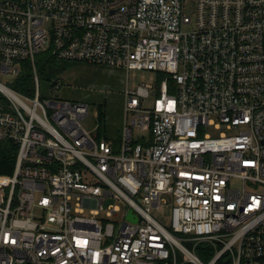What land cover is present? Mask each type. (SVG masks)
<instances>
[{"label": "built area", "instance_id": "obj_1", "mask_svg": "<svg viewBox=\"0 0 264 264\" xmlns=\"http://www.w3.org/2000/svg\"><path fill=\"white\" fill-rule=\"evenodd\" d=\"M42 52L154 73L118 146L41 96ZM27 60L33 94L0 78V264H264V0H0V76Z\"/></svg>", "mask_w": 264, "mask_h": 264}, {"label": "rangeland", "instance_id": "obj_2", "mask_svg": "<svg viewBox=\"0 0 264 264\" xmlns=\"http://www.w3.org/2000/svg\"><path fill=\"white\" fill-rule=\"evenodd\" d=\"M66 68L56 73L51 79L42 78L39 75L41 96L47 98H62L75 102L86 103L89 107V116L84 119L87 130L96 133L97 140H113L115 145L120 144V137L124 128L125 101L127 88H136L141 83H152L156 85V78L153 72L143 70L127 71L124 67H111L107 65H96L84 62H72L61 60ZM17 75L0 76L1 81L12 85V80ZM60 81L62 86L58 90L54 89L55 83ZM33 91V90H32ZM34 92V91H33ZM31 92V94H33ZM103 105L106 116L103 122L98 118V105ZM102 135L98 136L100 125ZM218 133V132H212ZM109 205H120L118 200L106 199L105 207ZM169 206L164 213L153 211V214L162 221H167ZM85 215H90V210H86ZM105 213H99L102 217ZM121 220V215L113 217Z\"/></svg>", "mask_w": 264, "mask_h": 264}, {"label": "trees", "instance_id": "obj_3", "mask_svg": "<svg viewBox=\"0 0 264 264\" xmlns=\"http://www.w3.org/2000/svg\"><path fill=\"white\" fill-rule=\"evenodd\" d=\"M59 59H56L50 52H42L36 57L35 66L38 70V76H42L51 79L56 73L66 68ZM74 62V61H72ZM69 62V63H72ZM23 70L16 78L14 87L21 92H31L35 89V81L33 77V66L32 63L27 60L23 62ZM33 92V91H32ZM104 106L98 105V118L103 122L104 117L106 116V111L103 109ZM100 125L98 136L102 135ZM19 149V144L10 140H1L0 141V175H13L14 168L17 160V153ZM203 258L207 259L205 256Z\"/></svg>", "mask_w": 264, "mask_h": 264}, {"label": "water", "instance_id": "obj_4", "mask_svg": "<svg viewBox=\"0 0 264 264\" xmlns=\"http://www.w3.org/2000/svg\"><path fill=\"white\" fill-rule=\"evenodd\" d=\"M130 216L132 217V216H133V214H131V213H130Z\"/></svg>", "mask_w": 264, "mask_h": 264}]
</instances>
